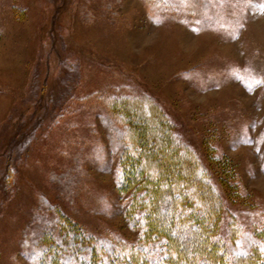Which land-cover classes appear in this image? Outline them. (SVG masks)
Returning <instances> with one entry per match:
<instances>
[{
	"label": "rangeland",
	"instance_id": "rangeland-1",
	"mask_svg": "<svg viewBox=\"0 0 264 264\" xmlns=\"http://www.w3.org/2000/svg\"><path fill=\"white\" fill-rule=\"evenodd\" d=\"M132 102L207 167L232 248L264 246V0H0V264L53 245L78 264L65 221L137 238L117 175Z\"/></svg>",
	"mask_w": 264,
	"mask_h": 264
},
{
	"label": "trees",
	"instance_id": "trees-1",
	"mask_svg": "<svg viewBox=\"0 0 264 264\" xmlns=\"http://www.w3.org/2000/svg\"><path fill=\"white\" fill-rule=\"evenodd\" d=\"M123 109L129 127L124 135L131 143L122 153L118 187L128 197L125 217L138 230L137 238H96L65 221L75 227L67 236L75 241L77 263L264 264V246L244 255L232 248L222 231L223 198L209 170L178 139L164 113L154 108L148 114L134 102L125 103ZM232 220L231 228L237 224ZM233 229L237 238L239 228ZM53 247L43 249L40 264L68 261Z\"/></svg>",
	"mask_w": 264,
	"mask_h": 264
}]
</instances>
